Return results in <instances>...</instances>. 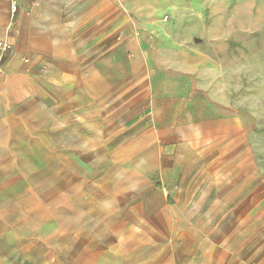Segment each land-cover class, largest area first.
I'll list each match as a JSON object with an SVG mask.
<instances>
[{
  "label": "crops",
  "instance_id": "0c3cea01",
  "mask_svg": "<svg viewBox=\"0 0 264 264\" xmlns=\"http://www.w3.org/2000/svg\"><path fill=\"white\" fill-rule=\"evenodd\" d=\"M10 1L0 0V41L18 55L25 54L30 65L47 64L60 76L70 71L65 64L79 62L85 68L86 60L95 69L94 76L111 79L115 72L110 64L116 53L122 57L135 50L128 37L131 17L143 30L161 21L152 11L157 5L149 0H16L19 9L14 16ZM167 1L172 11L179 0ZM146 52L142 50L140 57H147ZM99 60L107 61L100 64ZM205 64L197 62L190 69H186L190 64L147 65L141 71L147 81L124 101L125 112L131 116L127 123L149 121L150 125L153 121L154 129L141 135L145 153L152 150L149 137H158L162 181L177 209L166 208L164 225L146 226L149 236L145 240L157 242L159 233L168 238L162 257L153 264H264V172L250 153L246 122L227 106L215 79L203 77L201 71L212 68ZM13 65H19V56L5 68ZM2 100L0 96V242L47 262L54 253L48 243L62 239L60 232L77 231V227L60 220L55 210L61 205L58 174L41 165L43 159H57L52 148H40L37 137L22 138L26 169L10 170L8 132L19 126L38 132L39 113L31 101L15 127L14 122L4 120ZM61 105L69 119L70 102L63 100ZM43 143H55V139L48 135ZM14 160L19 161L18 157ZM99 220L96 231L82 236L85 241L78 235L70 238L75 255L72 264H149L142 228L110 230L104 219Z\"/></svg>",
  "mask_w": 264,
  "mask_h": 264
},
{
  "label": "rangeland",
  "instance_id": "374dc122",
  "mask_svg": "<svg viewBox=\"0 0 264 264\" xmlns=\"http://www.w3.org/2000/svg\"><path fill=\"white\" fill-rule=\"evenodd\" d=\"M149 1L157 5L152 11L161 21L143 30L131 17L128 37L135 50L122 57L116 53L110 64L115 72L111 79L94 76L95 69L86 60L85 68L79 62L65 64L70 71L60 76L51 72L47 64L30 65L27 56L18 55L17 50L8 48L3 52L0 96L5 104L4 120L18 126L20 116L32 106V101L37 104L40 125L35 133L20 126L8 132L10 170L26 169L22 138L34 136L42 142L40 148L46 151L52 148L57 159H43L41 165L48 171L56 169L61 205L55 210L60 220L77 227V231L72 228L60 232L58 237L62 239L48 243V249L54 253L47 262L0 242V264H72L75 255L70 238L78 235L85 241L86 236L97 230L99 219H104V226L110 230L131 228L136 232L142 228V243H146L143 247L149 248L146 251L150 253L147 262L153 264L162 257L160 253L168 245L166 234L159 233L157 242L145 240L149 236L146 226L164 225L167 207L177 211L162 181L161 155L156 151L160 140L149 137V142L153 141L152 150L145 153L141 135L154 129L153 121L146 126L142 121L137 125L127 123L131 116L124 109L126 96L147 81V74L141 73L147 65L190 64L186 68L190 69L194 63L204 62L211 66L201 71L203 77L215 79L227 106L246 122L250 153L264 172V0H179L172 11L167 0H160V4L157 0ZM144 49H148L145 58L140 57ZM177 49L195 51L192 53L196 57L192 53L172 54ZM15 56H19V65L7 70V62ZM106 61L99 60L100 64ZM63 87L68 90L63 91ZM63 100L71 104L69 119L62 112ZM65 130L71 132V137L69 133L65 136ZM48 135L55 143H43ZM96 136L102 140L95 139ZM17 157L19 161L14 160Z\"/></svg>",
  "mask_w": 264,
  "mask_h": 264
},
{
  "label": "built area",
  "instance_id": "2783aa9c",
  "mask_svg": "<svg viewBox=\"0 0 264 264\" xmlns=\"http://www.w3.org/2000/svg\"><path fill=\"white\" fill-rule=\"evenodd\" d=\"M9 7H10V11H11V15L14 16L18 9H19V6L17 4V1L16 0H11L10 1V4H9ZM9 48V45L3 43V42H0V70H1V67L3 65V62H4V53L5 51H7Z\"/></svg>",
  "mask_w": 264,
  "mask_h": 264
}]
</instances>
